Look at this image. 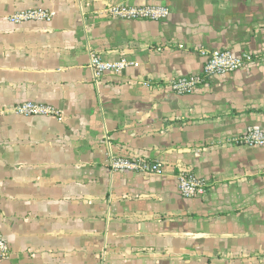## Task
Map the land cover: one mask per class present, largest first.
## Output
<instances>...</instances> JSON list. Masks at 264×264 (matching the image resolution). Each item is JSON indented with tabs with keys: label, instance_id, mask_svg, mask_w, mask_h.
<instances>
[{
	"label": "crops",
	"instance_id": "1",
	"mask_svg": "<svg viewBox=\"0 0 264 264\" xmlns=\"http://www.w3.org/2000/svg\"><path fill=\"white\" fill-rule=\"evenodd\" d=\"M163 5L161 20L108 5ZM29 8L50 22L15 24ZM201 49L255 60L179 94ZM129 61L96 81L91 59ZM49 103L64 119L11 107ZM264 129V0H0V264H264V146L227 143ZM162 160L163 174L111 157ZM212 186L184 197L180 168Z\"/></svg>",
	"mask_w": 264,
	"mask_h": 264
},
{
	"label": "built area",
	"instance_id": "2",
	"mask_svg": "<svg viewBox=\"0 0 264 264\" xmlns=\"http://www.w3.org/2000/svg\"><path fill=\"white\" fill-rule=\"evenodd\" d=\"M104 12L115 18L121 19H147L161 20L169 15V9L163 5L137 6L127 3L108 5ZM56 12L47 8H29L17 11L9 16V20L15 24L27 21L50 22ZM201 54L206 58L203 69L200 73L172 79L168 85L179 94L191 93L198 87L207 83L209 78L217 73H229L237 71L250 62L256 56L249 52L236 54L226 49H201ZM128 65L129 61H105L99 54H93L91 67L95 80L98 81L106 72H121ZM13 113L24 116H50L59 120L64 119V113L56 106L37 102L25 101L11 107ZM227 143L248 146H264V129L250 126L241 135L228 138ZM111 167L116 170H128L146 174L160 175L165 171V163L162 160H150L147 158L111 157ZM178 185L181 194L188 198L204 197L210 190L212 183L209 179L198 175L192 168L182 167L177 175ZM1 213V211H0ZM10 246L7 239L0 232V263L9 255Z\"/></svg>",
	"mask_w": 264,
	"mask_h": 264
}]
</instances>
